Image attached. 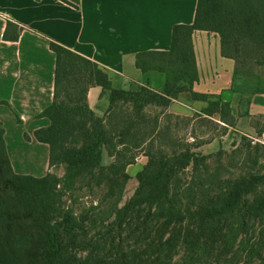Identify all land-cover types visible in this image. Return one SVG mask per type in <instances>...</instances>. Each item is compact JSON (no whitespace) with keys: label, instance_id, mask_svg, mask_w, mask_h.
I'll list each match as a JSON object with an SVG mask.
<instances>
[{"label":"trees","instance_id":"1","mask_svg":"<svg viewBox=\"0 0 264 264\" xmlns=\"http://www.w3.org/2000/svg\"><path fill=\"white\" fill-rule=\"evenodd\" d=\"M196 32L219 36L222 56L235 62L228 95L196 92ZM21 33L9 22L4 39ZM50 48L54 99L38 116L50 126L34 135L50 148L46 176L16 173L0 122V264H264V145L242 136L200 152L237 127L232 95L247 117L264 95V0H198L194 23L174 27L169 51L136 56L142 73L164 77L161 90L115 88L98 63L55 41ZM95 87L109 102L102 117L88 101ZM182 94L206 107L171 114ZM252 125L263 137L264 116ZM142 156L127 198L128 169Z\"/></svg>","mask_w":264,"mask_h":264},{"label":"crops","instance_id":"2","mask_svg":"<svg viewBox=\"0 0 264 264\" xmlns=\"http://www.w3.org/2000/svg\"><path fill=\"white\" fill-rule=\"evenodd\" d=\"M197 5L198 0H0V122L6 131L7 150L16 173L44 177L50 171V148L34 135L50 126L49 119L38 116L54 99L56 55L50 48L51 41L105 68L115 88H126L130 80L132 85L125 90H137L147 83L161 90L164 77L159 74L130 78L125 73L136 67L137 54L169 51L174 27L192 25ZM9 22L22 30L17 42L4 39ZM193 39L200 73L196 92L216 97L226 95L232 85L235 62L222 56L221 41L216 34L196 32ZM223 80L226 85L217 87L216 83ZM95 88L90 90L88 101L102 117L109 102L101 99L99 106L103 113H97L91 104ZM231 101L237 127L231 128L226 137L205 146L219 143L231 148L241 140V134L256 137L252 118L264 116V95L252 100L250 117L243 115L240 95H232ZM204 107L206 104L194 101L191 94H182L169 112L194 117ZM18 118L23 123H18ZM241 123L244 131L240 129ZM45 156L47 163L39 165Z\"/></svg>","mask_w":264,"mask_h":264},{"label":"rangeland","instance_id":"3","mask_svg":"<svg viewBox=\"0 0 264 264\" xmlns=\"http://www.w3.org/2000/svg\"><path fill=\"white\" fill-rule=\"evenodd\" d=\"M149 74H151V73H149ZM125 75L127 76V77H130V78H134V75H137V76H144V73H142L139 69H137L136 67H134L133 69H132V71H128V72H126L125 73ZM146 76H148V75H146ZM131 85H132V82L130 81V80H127V82H126V84H125V87L126 88H124V89H130V87H131ZM210 85V84H209ZM226 85V82L223 80V81H221V82H217L216 83V86L217 87H223V86H225ZM211 86V85H210ZM212 88H216L215 86H213ZM211 87L209 88V89H212ZM200 89V88H199ZM217 89V88H216ZM201 92H204L203 90H201ZM102 93H103V91H102V89L100 88V87H96L95 89H94V91H93V94L91 95L92 97H91V104H92V106H93V108L94 109H96V112L97 113H99V114H102L103 113V110H102V106H99V102L101 101V99H105L106 100V102H108L107 101V98H102ZM226 95H227V93H226ZM243 124L244 123H241V126H240V129L242 130V131H244L245 129L244 128H242V126H243ZM242 136H245V135H243V134H241V137ZM186 140H188V141H190V142H192V137L191 136H187L186 137ZM227 142V141H226ZM224 146V145H223ZM220 147H221V144H219V143H215V144H213V145H209V146H205V147H203L202 148V150H201V152L203 153V154H206V155H208V154H212V153H215V152H217L219 149H220ZM48 156H45V158L43 157L42 159H41V161L38 163L39 165H41V164H43V165H45L46 163H47V158ZM137 164H135L131 169H130V171H129V174L133 177V179H132V181L130 182V184H129V189H128V192H127V198H130L133 194H134V192H135V190H136V188H137V181L135 180V176L142 170V168L144 167V165L147 163V158L146 157H144V156H142L141 157V159L138 161V162H136ZM29 165H32L31 163H28ZM26 165V164H25ZM60 173H63V171L61 170L60 171ZM44 175V174H43ZM47 175V174H46ZM46 175H44V176H46Z\"/></svg>","mask_w":264,"mask_h":264},{"label":"built area","instance_id":"4","mask_svg":"<svg viewBox=\"0 0 264 264\" xmlns=\"http://www.w3.org/2000/svg\"><path fill=\"white\" fill-rule=\"evenodd\" d=\"M253 140H254L255 142H260V143H262V144L264 145V136L261 137V138H253ZM140 159H141V157H138V158H137V162H138Z\"/></svg>","mask_w":264,"mask_h":264}]
</instances>
